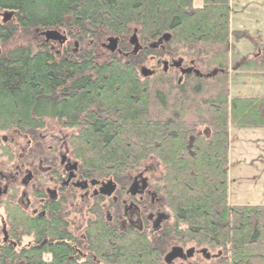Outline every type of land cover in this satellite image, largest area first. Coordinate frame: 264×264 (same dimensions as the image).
I'll return each mask as SVG.
<instances>
[{"label":"trees","instance_id":"16d2710c","mask_svg":"<svg viewBox=\"0 0 264 264\" xmlns=\"http://www.w3.org/2000/svg\"><path fill=\"white\" fill-rule=\"evenodd\" d=\"M0 10L9 13L0 23V131L37 143L52 122L82 177L126 189L148 172L167 214L149 234L111 227L96 205L89 264H168L173 247L192 250L182 264H264V205L228 201L229 129L264 128V96H230V61L264 72V48L245 57L228 44L230 0H0ZM57 27L68 37L59 54L38 37ZM111 36L122 41L106 53ZM144 203L154 208L150 195ZM39 230L48 264H68L56 224ZM0 251V264H14L15 250ZM24 256L46 264L40 251Z\"/></svg>","mask_w":264,"mask_h":264},{"label":"flooded vegetation","instance_id":"af4514ba","mask_svg":"<svg viewBox=\"0 0 264 264\" xmlns=\"http://www.w3.org/2000/svg\"><path fill=\"white\" fill-rule=\"evenodd\" d=\"M7 20V12L0 10V23L4 24ZM59 29L63 31L59 27L51 30L64 34L67 40V34ZM39 32V37L43 40L42 46H48L58 54L67 45L66 40H48L43 37L45 31ZM117 40L115 51L119 50L122 39ZM56 45L59 47L56 48ZM137 45L140 46L133 37L129 42V49L134 50ZM171 62L168 61V65ZM192 70L193 68L187 69L189 72ZM9 134L14 137L10 141L7 135L0 138V250H15L17 254L14 255V264H26L24 255L31 251H40L46 264L53 262V252L47 245L50 242L41 239V222H54L62 232L55 243L68 246L71 252L68 256L69 263L89 264V231L91 225L98 222L92 213L96 205H100L106 213V222L119 230L122 226H130L152 234L156 223L159 221V229L164 222V217L161 221L158 219L159 213L164 210L157 193L152 190L151 179L145 173L141 177L135 176L126 189L121 184H110L109 180L91 181L79 174L77 164L71 159L64 141L58 146V141H54L47 148L44 144L47 138L42 133H39L37 143L17 131ZM16 138L25 140V145L20 150ZM12 143L15 144L14 148L10 147ZM148 195L151 196L154 207L150 210L144 203ZM183 260L177 258L166 263L182 264Z\"/></svg>","mask_w":264,"mask_h":264},{"label":"rangeland","instance_id":"374dc122","mask_svg":"<svg viewBox=\"0 0 264 264\" xmlns=\"http://www.w3.org/2000/svg\"><path fill=\"white\" fill-rule=\"evenodd\" d=\"M46 30L51 29L41 31ZM38 37L36 36L37 39ZM110 38H106L102 46H108ZM42 42L40 36L39 43ZM232 43H235L240 54L245 57H253L264 48V0H230V37L228 39L230 47ZM106 47H103L106 53L113 52ZM0 49L1 51L3 49L1 44ZM178 58L174 59L178 61ZM236 60L238 59H233L234 62L230 61L227 67L230 96H264V72L259 69L249 71L242 69V61ZM146 66L151 67L150 64ZM158 81L159 78L156 82ZM41 133L46 136L48 144L54 141L63 142L66 135L52 122H47ZM229 134L228 201L235 206L264 205V128L230 127ZM6 135L8 140L14 138L9 132L0 131V138ZM18 138L15 140L20 150L24 147L25 140L21 141ZM10 147L14 148L15 144L12 143ZM145 175L153 179L148 172H145Z\"/></svg>","mask_w":264,"mask_h":264},{"label":"water","instance_id":"95a60500","mask_svg":"<svg viewBox=\"0 0 264 264\" xmlns=\"http://www.w3.org/2000/svg\"><path fill=\"white\" fill-rule=\"evenodd\" d=\"M9 13L7 12V17H8ZM43 35L49 40V39H53V40H62L63 42H65L66 40V36L64 34H60L57 30H47L43 33ZM135 39V38H134ZM136 40V39H135ZM137 41V40H136ZM118 45V40L117 38L113 37L109 39V44H108V48L111 49L112 51H115ZM141 47L140 46H136V48L134 49V52H137ZM167 63V62H166ZM217 72L214 71L213 74H216ZM110 184H112V182H109ZM144 184H146V179H144ZM167 217V214L162 212L159 213L158 215V219H163ZM159 226V221L158 223H156L155 229H157ZM189 250L188 252H185L183 250V248L181 247H173L166 255L165 260L168 263H171L173 260L177 259V258H183L187 255V253H190ZM207 257H210V254L207 255Z\"/></svg>","mask_w":264,"mask_h":264}]
</instances>
